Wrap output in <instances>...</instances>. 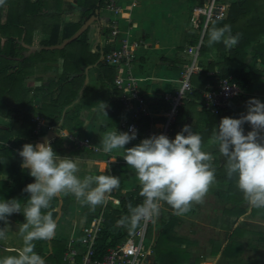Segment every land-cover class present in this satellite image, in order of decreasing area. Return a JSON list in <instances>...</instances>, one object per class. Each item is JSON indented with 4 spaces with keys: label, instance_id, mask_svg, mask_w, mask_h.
Instances as JSON below:
<instances>
[{
    "label": "trees",
    "instance_id": "trees-1",
    "mask_svg": "<svg viewBox=\"0 0 264 264\" xmlns=\"http://www.w3.org/2000/svg\"><path fill=\"white\" fill-rule=\"evenodd\" d=\"M59 1V0H55ZM31 0H2L0 2V117L10 118L13 122L11 127L0 125V200L21 199L25 203L28 198L23 189L34 180L28 175L27 170L21 169V158L17 151L22 149L24 144H33L37 140L35 132L36 117L46 119L50 125L58 126L62 121V128L69 131H77L83 126L81 112L95 106L99 94L106 95L107 90H113L115 96L120 95L116 90V68L110 66L102 59L93 68L97 88L88 84L83 95L79 98V92L84 84L86 75L85 69L95 65L102 56L111 52V48L92 49L88 41L86 31L77 40L67 44L63 49L47 50L24 56L25 44H37V46H52L62 43L65 39L72 37L80 28L81 23H62L63 10L52 11V17H42L44 0H37L34 4ZM205 7L208 3L204 4ZM107 7V0H77L76 8L83 10L84 18L87 21L98 8ZM51 10V9H49ZM44 23L41 34H47L49 39L42 41L35 39L36 23ZM230 25L231 34L238 36V43L232 48H227L223 43L208 44V32L213 27ZM109 29H102L103 34L110 33ZM24 36V37H23ZM264 0H234L226 6L224 18L215 19L210 22L204 35L200 49V55L216 50L220 60L217 63H210L206 69L199 73H193L190 77L192 91H186L181 99L177 111L176 121L173 124V139L184 127L183 124L191 118L189 125L194 133H198L204 140L203 148L208 144L209 138L220 120L223 117L238 118L246 111V102L252 97L251 92L256 83L262 78L264 69ZM22 38L24 41L22 42ZM198 38V36L196 37ZM197 40V39H196ZM196 40H193L195 42ZM249 49L251 51L249 52ZM249 59H251L249 61ZM59 63H61L59 65ZM218 70L214 77L208 75V71ZM55 72L56 77L50 79L40 87H34L29 79L37 71ZM217 78H231V83L242 89V93L236 96L229 106L220 113L200 107L204 103V95L208 84L216 85ZM38 97L45 100L41 107L35 104ZM79 99V100H78ZM171 101L164 98L154 105V108L169 110ZM115 110L118 115H127L121 103H117ZM149 118L143 120L144 127H148ZM245 125V131H249ZM225 159H220L215 154L212 162L216 169V182L209 189V192L216 194L224 204H231L232 213L237 218L247 213L246 201L237 190L235 178L229 180L226 176ZM120 173V174H119ZM120 186L112 196L119 199V207L115 208L111 202L105 211L106 223L99 240L100 251L125 241L141 225H122L119 221L129 214L128 205L133 207L143 203L140 196V189L123 194L121 192L123 181L126 178L125 172H119ZM57 204V198L53 199L49 209L52 218ZM254 217L264 216V209H252ZM23 219L20 214H14ZM166 225V226H165ZM163 225H159L161 227ZM164 230L157 234L154 247V264H183L186 261L184 253H181L176 242V236L171 234V226L164 224ZM237 233V232H236ZM235 233V234H236ZM234 234V235H235ZM154 235V226L149 224L146 234L147 244L151 242ZM233 235V238L235 237ZM42 243L44 241H41ZM38 245V254L45 256ZM53 252L49 259L60 264L64 253L67 250L65 242H53ZM238 248L237 243H231L224 250L229 256V251ZM241 250V249H239ZM238 252L235 253L237 257Z\"/></svg>",
    "mask_w": 264,
    "mask_h": 264
},
{
    "label": "crops",
    "instance_id": "crops-1",
    "mask_svg": "<svg viewBox=\"0 0 264 264\" xmlns=\"http://www.w3.org/2000/svg\"><path fill=\"white\" fill-rule=\"evenodd\" d=\"M36 1L31 0L30 3L34 4ZM211 1L117 0L118 5L122 8L123 15L113 13L107 7L98 8L101 31L99 34L98 26L90 28L87 31L88 41L92 49L96 51L98 47L102 49L110 47L113 49L121 38L127 36L131 39L145 40L148 47L140 49L138 59L131 65V71L141 79V93L149 101L153 102L152 109L155 111L154 113H158L160 110L166 111L164 108L155 109L154 105L163 98L165 99L164 96L166 94L176 95L184 80L186 67L195 65L193 73L196 74L206 69L210 63L219 61L216 50L203 56L200 55L204 35L209 24L205 21L204 16H201L199 21H196L193 14L196 8L203 7L206 3L209 5ZM218 1L227 6L234 0ZM76 3L77 0H44L42 10L48 14L42 17H52L54 15L52 11H58L61 8L63 10L62 23H81L83 26L86 23L84 12L76 8ZM113 21H117L120 28L119 35L114 38L115 43L109 42L110 33L106 35L102 33L103 28L111 30L109 25ZM35 26L34 37L36 41L38 39L39 41H47L49 36L41 34L44 23L38 22ZM197 36L198 38H196ZM193 40L196 41L193 42ZM23 41L24 39L22 38ZM33 45L37 46V44ZM190 49H192L191 53H189ZM217 74V69L208 71L209 76L215 77ZM55 77V72L41 70L37 71L29 79V83L34 87H40L44 82L47 83ZM88 84L97 88L93 68L89 71ZM44 100L43 97H38L35 104L41 107ZM101 102L108 105L106 109L107 116L99 110L98 103ZM118 102L113 90H107L106 95L99 94L95 106L90 109H84L81 112L80 118L83 121V126L77 131H69L62 128V119L59 125L56 126L58 127L56 132L59 137L52 139L51 142L57 155L81 158L83 166V170L80 173L81 177L85 174L116 176L119 172H125L126 178L123 181L121 192L126 194L134 191L138 187V182L133 178L132 172L122 159V154L119 151L104 154L96 150V146L100 143V136L109 130L116 129L122 132L119 130L120 121L124 116L130 115L125 108L127 115H118V110H115ZM163 120V116L155 119L158 122ZM190 121L191 118H188L183 126L189 125ZM12 123L10 118L0 117V125L11 127ZM48 133H51V131L43 129L37 134V139ZM74 135L89 139L91 146H78L71 139ZM142 139L141 135L137 136V139L126 147H133ZM36 143L40 142L36 140ZM116 192L117 189L113 190L107 202L97 206L95 209L82 205L74 196L57 197L53 216V220L56 223L55 235L52 239L43 243L41 241L35 242V252L37 254L39 250L37 243L41 242L43 246L42 250L45 256L42 257L45 259V264H55L49 259L53 252L52 242L54 240L65 242L67 247L72 238H79L82 227L89 224L91 219L101 210L105 212L111 202L114 203L113 206L115 208L119 207V199L112 196ZM251 211L252 208L246 214L237 218L236 214L226 207L221 213L217 210L210 211L204 219L203 212L196 208L195 205L188 213L177 216L173 214L172 209L164 207L162 204L159 210L161 212L159 213V218H162V220L157 225H154V235L151 241L154 242L155 247L158 232L164 230L166 226L164 224L168 223L172 229L171 234L176 236L174 244L178 246L180 252L184 253L186 257V261L183 264H264V229L257 228V225L251 226V224L256 223L264 226V216L261 214L254 217ZM18 217L17 215L9 217L10 230L13 232L9 233L7 240L0 241V257L16 255L17 251L14 249L22 247V241L15 234V231H18L17 225L22 224L24 218L20 219ZM248 218H256L257 221ZM248 223L250 224L248 225ZM159 225L163 226L159 227ZM2 226L3 224L0 222V227ZM233 235L235 236L234 238ZM231 243H237L238 248H233L234 252L230 250L229 256H226L224 250ZM236 252H238L237 257H235Z\"/></svg>",
    "mask_w": 264,
    "mask_h": 264
},
{
    "label": "clouds",
    "instance_id": "clouds-1",
    "mask_svg": "<svg viewBox=\"0 0 264 264\" xmlns=\"http://www.w3.org/2000/svg\"><path fill=\"white\" fill-rule=\"evenodd\" d=\"M2 2V0H0ZM238 36L231 34L230 25L213 27L208 32L209 46L223 43L232 48ZM99 110L107 116L106 103H98ZM245 125L249 131H245ZM96 150L104 154L119 151L122 159L138 182L143 203L128 205L129 214L119 223L137 226L158 216L162 204H167L173 214L182 216L193 205L203 202L209 189L216 182L214 156L203 148L204 140L185 125L174 139L164 134H153L133 147H126L137 139V130L127 132L109 130L100 136ZM208 143L226 161V176L235 178L237 190L252 209H264V102L252 98L246 102V111L238 118L223 117ZM21 169L27 170L34 182L22 190L27 194L21 199L0 200V241L7 240L10 230L9 217L20 214L24 222L18 224L15 234L22 241L16 255L0 257V264H45V259L35 252L36 241L52 239L56 223L49 209L53 199L74 196L82 205L95 209L107 202L110 193L119 188L120 179L112 175L85 174L80 157H61L55 153L50 140L24 144L17 151Z\"/></svg>",
    "mask_w": 264,
    "mask_h": 264
},
{
    "label": "built area",
    "instance_id": "built-area-1",
    "mask_svg": "<svg viewBox=\"0 0 264 264\" xmlns=\"http://www.w3.org/2000/svg\"><path fill=\"white\" fill-rule=\"evenodd\" d=\"M107 9L113 13L123 15L122 8L118 5L117 0H107ZM194 19L199 21L201 16L205 17V21L209 24L215 19L224 18L226 15V6L218 0H212L208 7L196 8L193 12ZM194 20V21H195ZM109 27L111 28L109 42H113L120 33L117 21H113ZM145 40L131 39L123 37L117 43L111 52L102 56L107 64L116 68L117 74L115 79L116 90L120 91L117 100L129 112L130 115L124 116L119 124V130L127 132L130 127L137 130V136L143 139L153 134H164L173 139V124L176 121L177 111L181 99L184 98L186 91H192L190 77L195 71V65L186 67L184 80L176 95L166 94V100L171 101L172 106L169 110H160L158 113L152 109L153 102L149 101L140 89L141 79L135 76L131 71V65L139 56L142 48H147ZM192 49L189 50V53ZM216 85L208 84L204 95V103L200 109L205 108L212 113H220L225 110L232 100L243 91L240 87L231 83V78H217ZM159 116H163L161 122L155 121ZM145 118L150 119V124L146 128L143 125ZM37 126L36 134L43 129L56 131L58 127L50 125L44 119L35 118ZM71 139L80 147H88L91 142L87 138H80L76 135ZM151 220L142 222V225L125 241L112 245L100 251L99 240L106 223L104 210L96 214L91 222L81 229L79 238H72L67 245V250L63 255L60 264H154V242L147 244L146 234L147 228ZM14 249V248H13ZM18 250V249H14ZM56 264V263H55Z\"/></svg>",
    "mask_w": 264,
    "mask_h": 264
},
{
    "label": "rangeland",
    "instance_id": "rangeland-1",
    "mask_svg": "<svg viewBox=\"0 0 264 264\" xmlns=\"http://www.w3.org/2000/svg\"><path fill=\"white\" fill-rule=\"evenodd\" d=\"M209 6V5H208ZM207 6V7H208ZM203 8H204V5H203ZM263 40H264V37H263ZM251 51V49H249V52ZM218 60H220V58H219V56H218ZM251 59H249V61H250ZM61 63H59V65H60ZM263 69H264V65H263ZM264 71V70H263ZM184 73H185V71H184ZM45 79V78H44ZM43 84H45V82L43 83ZM251 95H252V97H254V98H256V99H259L261 102H264V73H263V76H262V78L256 83V85H255V88L253 89V91L251 92ZM37 118H39V119H43V118H41V117H36V119ZM35 121V120H34ZM36 122V121H35ZM36 124H37V122H36ZM90 146H91V144H90ZM90 146H88V147H90ZM204 149L205 150H207V151H211L212 153H213V156L215 157V154H218V157L220 158V159H224L223 157H221L220 155H219V153L216 151V149H215V147L214 146H211L209 143L204 147ZM164 205V207H167V208H170L167 204H163ZM195 206H196V208H198L199 210H201L202 212H203V216H204V219H205V216L207 215V213L209 214V212L210 211H212V210H217V211H219L220 213L224 210V209H226V207H228V209H230L231 208V204H223V202H222V200H220V198L216 195V194H214V193H212V192H209L208 191V193H207V195L205 196V198H204V200H203V202L202 203H200V204H195ZM246 207H248V210H250V207L246 204ZM171 209V208H170ZM159 213H161V212H159ZM159 215L160 214H158V216H154L152 219H151V223L153 224V226L154 225H157V223L159 222V221H161L162 220V218H159ZM248 219H252V218H248ZM252 220H256L257 221V219L256 218H253ZM250 223H248V225H249ZM255 226V225H257L256 227L257 228H260V229H264V226L263 225H258V223H256V224H251V226ZM43 246H42V244H41V248H42Z\"/></svg>",
    "mask_w": 264,
    "mask_h": 264
},
{
    "label": "water",
    "instance_id": "water-1",
    "mask_svg": "<svg viewBox=\"0 0 264 264\" xmlns=\"http://www.w3.org/2000/svg\"><path fill=\"white\" fill-rule=\"evenodd\" d=\"M99 14H100L99 9H97L95 14L88 21H86V23L72 37L65 39L62 43H60L58 45L36 46V45H28V44L24 43V46L26 48V50L24 51V56H30L33 53L42 51L43 49H47V50L63 49L67 44L77 40L79 37H81V35L83 33L88 31L93 26H98L97 27L98 33L100 34L101 27H100V16H99ZM101 60H102V58H101ZM101 60H99L95 65H90L85 69L86 78H85L83 87H82L80 94H79L80 97L83 95L84 90L89 83V71H90V69L97 66ZM57 137H59V134L56 131H51V133L40 136L37 139V141L38 142H44L45 140L51 141L52 139L57 138Z\"/></svg>",
    "mask_w": 264,
    "mask_h": 264
}]
</instances>
